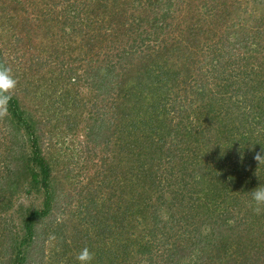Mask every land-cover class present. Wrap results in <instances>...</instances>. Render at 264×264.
<instances>
[{
    "label": "trees",
    "instance_id": "1",
    "mask_svg": "<svg viewBox=\"0 0 264 264\" xmlns=\"http://www.w3.org/2000/svg\"><path fill=\"white\" fill-rule=\"evenodd\" d=\"M0 66V264H264V0H0Z\"/></svg>",
    "mask_w": 264,
    "mask_h": 264
},
{
    "label": "clouds",
    "instance_id": "2",
    "mask_svg": "<svg viewBox=\"0 0 264 264\" xmlns=\"http://www.w3.org/2000/svg\"><path fill=\"white\" fill-rule=\"evenodd\" d=\"M16 79L11 75L10 70L6 67L0 66V103L6 104L11 98L8 93L16 86ZM260 155L256 157L258 160ZM251 205L253 211L257 214L264 212V186H258L250 193ZM93 256L88 248H83L77 256L80 264H90Z\"/></svg>",
    "mask_w": 264,
    "mask_h": 264
},
{
    "label": "rangeland",
    "instance_id": "3",
    "mask_svg": "<svg viewBox=\"0 0 264 264\" xmlns=\"http://www.w3.org/2000/svg\"><path fill=\"white\" fill-rule=\"evenodd\" d=\"M193 1H195V0H193ZM196 1H197V0H196ZM226 24H231V21H230V20H227V21H226ZM221 32H222V30H221ZM11 219H12V218H11ZM9 220H10V219H9ZM10 222H11V220H10ZM14 223L16 224L15 226L18 227V226H17V223H18V222H16L15 220L12 221L10 224H14ZM46 252H47V250H46Z\"/></svg>",
    "mask_w": 264,
    "mask_h": 264
}]
</instances>
